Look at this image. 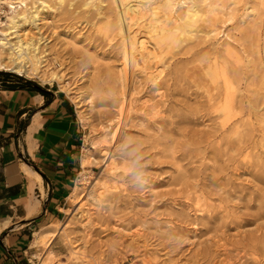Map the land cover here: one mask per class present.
<instances>
[{
  "label": "rangeland",
  "instance_id": "rangeland-1",
  "mask_svg": "<svg viewBox=\"0 0 264 264\" xmlns=\"http://www.w3.org/2000/svg\"><path fill=\"white\" fill-rule=\"evenodd\" d=\"M58 1L47 0L38 29L18 33L42 37L61 86L0 70L62 90L83 127L78 197L39 244L43 257L264 264V0H130L166 12L171 38L158 46L151 78L141 64L130 78L127 67L124 91L122 42L138 25L123 19L121 35L113 26L116 12L124 18L119 0ZM194 4L201 17L187 23Z\"/></svg>",
  "mask_w": 264,
  "mask_h": 264
},
{
  "label": "crops",
  "instance_id": "crops-1",
  "mask_svg": "<svg viewBox=\"0 0 264 264\" xmlns=\"http://www.w3.org/2000/svg\"><path fill=\"white\" fill-rule=\"evenodd\" d=\"M82 131L62 90L0 73V264H54L35 236L72 200L87 165Z\"/></svg>",
  "mask_w": 264,
  "mask_h": 264
},
{
  "label": "bare ground",
  "instance_id": "bare-ground-1",
  "mask_svg": "<svg viewBox=\"0 0 264 264\" xmlns=\"http://www.w3.org/2000/svg\"><path fill=\"white\" fill-rule=\"evenodd\" d=\"M28 1L29 0H1L2 3L7 4L10 10L5 13L6 19L3 23H1L0 27V70L11 71L26 78H37L43 83L56 84L60 87L63 82V75L60 73L59 69L54 70L51 67L46 66L47 58L43 47L44 44L42 45V37L39 35L37 38L31 37L25 41L20 38V34L18 33L19 28L23 26L30 25L31 27L38 29L37 20H39V14L43 9L49 7L47 0H31L29 5L27 4ZM61 1L63 0L58 2ZM140 1L142 2L144 0ZM140 1L139 3L132 4L130 3V0H119L117 4H120L122 16L124 18H120L121 14L119 13H121V11L119 10L120 12H116V20H113V26L117 29L120 35L122 33L123 19L127 20V28H130L132 24H136L144 29V32L139 30L138 32L137 26L136 30H129V38L122 42V63L118 71V81L120 82L123 91L129 80L126 73L127 67L130 78L134 75L133 68L135 66L138 67L140 64V68L142 66L141 69L146 72L148 78H151L156 68L152 64V58L157 55L158 46L162 43V41L168 37L171 38V35L165 33L167 30L165 23L167 20L166 12L163 14L161 11L160 13L163 15L160 16L157 10L159 8L157 6H153L152 9L150 8L151 10L148 14L147 12L149 9L147 10L145 5ZM110 2L115 3V0H111ZM101 3L103 2L101 1ZM108 5L106 6L109 7ZM109 9H111V7ZM185 12L187 23L190 19L192 20L196 18L199 20L201 17V13L196 9L195 4L188 6ZM109 15H113V13L111 12ZM190 31L193 30L190 29ZM153 32L155 33V38L153 37L154 41H148L151 39H148V36L152 37ZM147 42H151V48L146 45ZM135 55L138 57L136 58ZM114 132L115 129L113 133ZM107 158L109 159V169L113 170L115 160L112 155H108ZM82 161L83 163H87L86 157ZM77 197L78 194L74 190L72 192V198L76 199ZM56 232L57 224H54V228H49L45 231L36 233L34 243L36 245H39L40 243L46 244L53 235H56ZM41 264H45V261Z\"/></svg>",
  "mask_w": 264,
  "mask_h": 264
},
{
  "label": "built area",
  "instance_id": "built-area-1",
  "mask_svg": "<svg viewBox=\"0 0 264 264\" xmlns=\"http://www.w3.org/2000/svg\"><path fill=\"white\" fill-rule=\"evenodd\" d=\"M8 10V7L6 4L2 3L0 0V27H1V23H3L6 19V11Z\"/></svg>",
  "mask_w": 264,
  "mask_h": 264
}]
</instances>
